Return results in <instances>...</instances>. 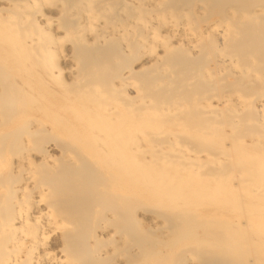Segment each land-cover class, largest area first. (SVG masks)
Instances as JSON below:
<instances>
[{"label":"bare ground","instance_id":"1","mask_svg":"<svg viewBox=\"0 0 264 264\" xmlns=\"http://www.w3.org/2000/svg\"><path fill=\"white\" fill-rule=\"evenodd\" d=\"M194 261L264 264V0H0V264Z\"/></svg>","mask_w":264,"mask_h":264},{"label":"rangeland","instance_id":"2","mask_svg":"<svg viewBox=\"0 0 264 264\" xmlns=\"http://www.w3.org/2000/svg\"><path fill=\"white\" fill-rule=\"evenodd\" d=\"M140 185V184H139ZM203 203H202V205H204V206H207L208 207V205H206V203L208 204L209 203V201L207 202V201H202ZM206 202V203H205ZM210 205V204H209ZM201 207H203V206H201ZM208 216L207 215H205L204 213H198V214H194V223H196V224H201V223H203V222H209V223H211V224H214L215 225V223H219V220L217 219V218H214V219H212V218H207ZM204 219V220H203ZM163 228V229H162ZM160 229H162L163 231L165 230L164 229V226L162 225L161 227H160ZM160 231L161 230H158V233L157 234H154V237H156V240L158 241V240H161V235L159 234L160 233ZM166 231V230H165ZM162 232V231H161ZM148 234H145V233H142V236H144V237H146ZM148 237V236H147ZM153 239H155V238H153ZM155 242V241H154ZM194 263H197V262H195L194 261ZM198 264V263H197Z\"/></svg>","mask_w":264,"mask_h":264}]
</instances>
